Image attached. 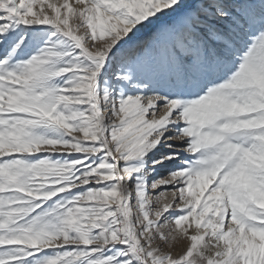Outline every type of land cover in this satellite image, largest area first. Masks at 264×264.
Returning <instances> with one entry per match:
<instances>
[{"label": "snow or ice", "instance_id": "snow-or-ice-1", "mask_svg": "<svg viewBox=\"0 0 264 264\" xmlns=\"http://www.w3.org/2000/svg\"><path fill=\"white\" fill-rule=\"evenodd\" d=\"M0 264H264V0H0Z\"/></svg>", "mask_w": 264, "mask_h": 264}]
</instances>
